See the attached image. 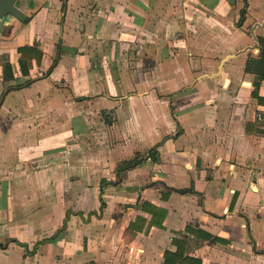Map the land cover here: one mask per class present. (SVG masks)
I'll return each mask as SVG.
<instances>
[{
    "label": "crops",
    "instance_id": "obj_1",
    "mask_svg": "<svg viewBox=\"0 0 264 264\" xmlns=\"http://www.w3.org/2000/svg\"><path fill=\"white\" fill-rule=\"evenodd\" d=\"M19 7L0 17V264H165L174 240L192 264H264V78L246 71H264V0ZM27 45L43 56L23 73Z\"/></svg>",
    "mask_w": 264,
    "mask_h": 264
},
{
    "label": "trees",
    "instance_id": "obj_2",
    "mask_svg": "<svg viewBox=\"0 0 264 264\" xmlns=\"http://www.w3.org/2000/svg\"><path fill=\"white\" fill-rule=\"evenodd\" d=\"M244 15L241 16V19L239 21L240 22L243 20ZM261 45H264V38L260 39ZM20 56H19V61L21 63V67L23 70V73H27L29 71V68H31L32 66V61L33 59H36L37 62H40L43 53L42 51L36 46V45H32V46H22L18 49ZM261 61L259 64H263L264 63V46H263V50H261ZM256 65L255 60L252 58H249L247 61V66H246V71H255V73L257 75H259L261 78H264V71L260 72V69L258 67H253V65ZM3 77L6 81H13L15 80L13 71H12V67L9 63H6L3 65ZM257 86L255 84V89L253 91V94H257ZM151 158L155 161L159 160V157L157 155V150L156 149H151L149 151L148 154H140L137 153L133 158L128 159V160H124L119 164V167L117 168V174L120 176L122 173L133 169L135 167H138L140 165H143L148 158ZM192 229H190V227H187V231H191ZM174 242H176L179 246V249L176 251V253H170L167 252L165 254V264L168 262H170L171 264H176V263H183V264H192V260L188 257V256H184L182 252H180V248L181 245L183 244V246L186 244L185 241L183 240L182 242H179L177 240H174Z\"/></svg>",
    "mask_w": 264,
    "mask_h": 264
},
{
    "label": "water",
    "instance_id": "obj_3",
    "mask_svg": "<svg viewBox=\"0 0 264 264\" xmlns=\"http://www.w3.org/2000/svg\"><path fill=\"white\" fill-rule=\"evenodd\" d=\"M1 16H11L20 22H25L27 20L26 14L19 7V0H0V17Z\"/></svg>",
    "mask_w": 264,
    "mask_h": 264
},
{
    "label": "built area",
    "instance_id": "obj_4",
    "mask_svg": "<svg viewBox=\"0 0 264 264\" xmlns=\"http://www.w3.org/2000/svg\"><path fill=\"white\" fill-rule=\"evenodd\" d=\"M257 117L260 121H264V108L257 113Z\"/></svg>",
    "mask_w": 264,
    "mask_h": 264
}]
</instances>
